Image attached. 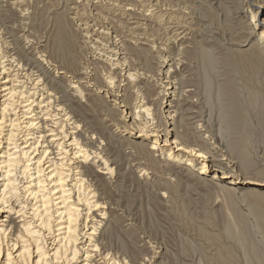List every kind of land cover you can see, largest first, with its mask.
Returning a JSON list of instances; mask_svg holds the SVG:
<instances>
[{
	"label": "rangeland",
	"instance_id": "374dc122",
	"mask_svg": "<svg viewBox=\"0 0 264 264\" xmlns=\"http://www.w3.org/2000/svg\"><path fill=\"white\" fill-rule=\"evenodd\" d=\"M250 4L264 7V0H0L1 56L20 58L29 78H45L38 60H45L41 64L53 78L62 72L59 97L66 95L63 107L80 126L78 139L91 168L96 172L100 162L114 169L107 175L91 173L86 181L108 212L110 229L102 243L119 259L136 264H264V221L255 222L257 212L264 217V201L230 191L224 183L195 179L187 167L166 162L158 150L152 151L150 143L126 136L130 124L112 102L115 94L122 95L134 128L163 125L161 65L172 60L178 77L172 72L171 80L180 79L186 89L172 114L178 137L188 145L198 136L191 90H198L203 102L210 94L215 101L220 97L222 107L215 102L213 108L197 110L207 113L203 132L216 142L212 148L220 159L235 164L241 177H255L252 173L264 168V51L253 45L258 38L250 36L254 22L243 14ZM172 12L191 30L185 40L172 38L166 31L169 25L161 28L158 23L162 13ZM113 43L124 54V64L118 67L107 60ZM202 47L212 52L211 61L220 72L208 95L210 79L201 67L206 60L197 53ZM127 70L132 74L128 82L122 77ZM86 73L91 80H84L81 95L74 93L70 85ZM106 82L113 94L107 98L101 93ZM255 101L257 107L251 104ZM247 160L251 171L245 170Z\"/></svg>",
	"mask_w": 264,
	"mask_h": 264
},
{
	"label": "bare ground",
	"instance_id": "6f19581e",
	"mask_svg": "<svg viewBox=\"0 0 264 264\" xmlns=\"http://www.w3.org/2000/svg\"><path fill=\"white\" fill-rule=\"evenodd\" d=\"M171 10L173 9L171 8ZM243 14L244 17L251 16L254 22L249 29L251 37H255V35L258 37L253 45L257 50L264 51V18L261 19L264 7L250 4L245 8ZM177 16L173 12L165 15L162 13L158 23L161 28L169 25L166 31L172 38L185 40L191 30L184 26ZM111 40L113 39L111 38ZM117 45L113 43L106 54L107 60L118 67L124 64L122 63L124 54ZM197 53L206 60L202 62L201 67L206 76L204 77L207 80L208 77L210 79L208 81L210 85L204 80L208 84H206V95H208L209 87L214 86L220 72L218 73L215 63L211 61L214 57L210 50L202 47ZM261 53L263 56L264 52ZM207 58L209 59L207 60ZM43 62L45 60H38L37 64L46 79L41 75L34 78L36 76L34 74L29 78L26 67L23 69L25 64L23 63L24 66L21 64L20 58L14 54L2 57L0 53V264H136L119 259L121 256L118 258L107 245L102 243L110 229L108 212L102 206L103 203L100 204L89 191L86 177L91 173L96 176L97 173L107 175L114 169H111L107 163L100 162L94 166L96 172L91 168L89 154L78 139L82 135L78 133L80 126L75 123V120L74 122L71 120L70 115L67 114L69 111L66 112L63 107L62 102L66 95L59 97V94H63L59 89L60 86L58 87V84L64 79L61 76L63 73H57L59 77L53 78L51 70L41 64ZM174 65L172 60H165L161 65L160 77L162 76L163 80H161L164 85L161 109L166 120L163 125L156 126L152 122L153 124H148L143 128H134L135 122L130 113L131 108L123 104L122 95H114L112 102L117 108L122 109L121 112L125 114L126 122L130 124L124 131L126 136H135L141 141L140 143H150L152 151L158 150L165 156L166 162H176L177 165L187 167L195 179L206 184L224 183L230 191L248 194L257 201H264V168L259 172L252 173L256 179H253L255 177L243 178V175L241 177L236 171L235 164L224 157L220 159V155L216 153V147L212 148L216 142H213V139L203 132L208 128L204 127L206 112L198 113L197 110H202L205 105V107L213 108L215 102L221 106V99L218 98V95L216 101L210 94L207 98L205 97L203 102L198 97V90H191V93H188L193 99L190 108L192 120L195 124L198 123V126L195 127L198 136L193 137L192 143L188 145L178 137L175 130L177 124L174 122L172 114L177 110L176 106L185 95L186 89L183 90L180 79L177 78L178 81L171 80L172 72L175 73L174 76L178 77ZM177 65L180 67L179 64ZM31 66L33 67V65ZM85 76L74 81L76 85H70V89L74 93L77 94L81 86L87 84L84 80L88 79L87 81H89L92 75L86 73ZM122 77H124V81L128 82L131 80L132 74L127 70ZM27 78L30 79L28 82ZM215 78L216 80L213 81ZM109 88L108 83L101 91L105 97L113 95ZM253 92L248 93L251 97H256V92L255 94ZM251 104H255L256 107L258 105L256 101ZM140 109L144 113L149 110L142 106ZM197 141L200 145L196 144ZM203 145L210 150H206ZM244 158L249 159V156L245 155ZM261 158L262 161H259L264 167V156ZM246 163L245 170L251 171L252 168L250 165L248 166V160ZM93 194L95 193L93 192ZM263 221L264 217L257 212L255 222L261 224ZM262 239L264 245V238ZM118 253L120 254V252Z\"/></svg>",
	"mask_w": 264,
	"mask_h": 264
}]
</instances>
